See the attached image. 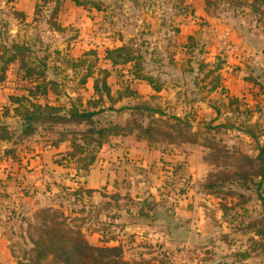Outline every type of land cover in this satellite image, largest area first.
<instances>
[{
    "label": "rangeland",
    "instance_id": "rangeland-1",
    "mask_svg": "<svg viewBox=\"0 0 264 264\" xmlns=\"http://www.w3.org/2000/svg\"><path fill=\"white\" fill-rule=\"evenodd\" d=\"M90 1L99 9L0 0V113L10 96L37 86L46 90L41 103L84 106L108 68L103 52L125 43L162 89L132 81L126 66L110 68L107 83L120 99L94 120L146 126L152 108L161 112L160 131H151L150 145L136 132L111 137L86 172L61 141L82 144L84 126L41 124L24 138L21 121L2 115L0 227L12 264L28 261L43 209L61 212L88 243L119 247L130 264H264V233L256 234L264 228V179L252 178L250 162L264 150V14L249 0ZM57 4L60 30L48 21ZM15 44L28 66H45L40 76L22 80L19 60L1 70ZM174 117L198 134L196 143L173 138L166 124Z\"/></svg>",
    "mask_w": 264,
    "mask_h": 264
},
{
    "label": "trees",
    "instance_id": "trees-1",
    "mask_svg": "<svg viewBox=\"0 0 264 264\" xmlns=\"http://www.w3.org/2000/svg\"><path fill=\"white\" fill-rule=\"evenodd\" d=\"M44 2L48 0H43ZM59 0H57L58 2ZM76 6L83 7L87 3L91 4L95 9L99 6L93 4L90 0H70ZM247 1V0H243ZM253 11L258 15H263L264 10L260 7L264 6V0H249ZM59 4L54 7L52 14L49 16L48 21L60 30V26L52 20L57 13ZM254 12V13H255ZM23 17V13L18 12ZM262 17V16H261ZM26 49L17 44L12 46V49L6 51L7 56L2 59L1 70L5 69L7 63L19 60V68L23 71L22 80L31 78L34 75L40 76L42 70L30 67L26 64L24 54ZM103 55L104 61L107 63L108 68H101L99 78H95L93 82V94L96 98L88 99L83 106L82 102L77 99L75 102L69 104L68 107L51 105L44 101H39V94L45 97L46 90L39 89L35 92L32 88L28 89L27 95L10 96L9 105L3 108L0 117L9 116L11 114L21 121L20 135L24 138L33 136L37 130V126L53 125V124H78L85 127L84 133L81 134L80 140L82 144H78L76 140L68 139L67 137L61 139L70 143L71 151L69 152L70 158H76V162H84L81 165V170L88 171L95 160V154L104 144L108 142L111 137H119L123 135H132L136 132L138 140H144L148 145L153 141V134L151 131H160L157 122L158 115L161 112L157 109L147 108L150 115L148 124L143 126L140 122H127L125 125H116L111 123L101 124L94 120V117L104 110H113L112 104L120 99L117 95L114 98L110 85L107 83L111 71L110 68L115 67H128L131 69V80L134 82H146L147 85L155 92H160L162 87L157 85L154 78L143 72V61L141 55L135 49L123 43L119 46L106 49ZM6 55V54H5ZM91 76L90 71L84 74L81 82ZM214 85L212 89L217 88ZM128 90V89H125ZM130 90V94L134 93ZM121 95V92H117ZM129 96V95H124ZM44 99V98H43ZM109 102L108 108L104 107V103ZM124 107L120 108L123 109ZM10 115V116H11ZM9 116V117H10ZM11 116V117H12ZM175 122L166 124L168 128L173 130V138L179 142H190L194 144L198 140V134L191 131L189 126L178 117L173 118ZM5 129V128H3ZM244 133L252 137L249 132ZM11 151H4L8 155ZM254 164V170L251 173L252 178L259 177L264 179V150L259 149L257 154L250 159ZM260 181V183H261ZM259 183V185H260ZM42 225L37 228L39 233L38 241L31 249V255L28 261L18 260L16 264H130L123 260L121 249L117 246H96L88 243L80 230L71 228L66 225L63 214L51 209H43L41 211ZM254 226V223L250 224ZM264 228L257 230L256 234H263Z\"/></svg>",
    "mask_w": 264,
    "mask_h": 264
},
{
    "label": "crops",
    "instance_id": "crops-1",
    "mask_svg": "<svg viewBox=\"0 0 264 264\" xmlns=\"http://www.w3.org/2000/svg\"><path fill=\"white\" fill-rule=\"evenodd\" d=\"M8 243L9 242L7 241L6 236L3 237V230L0 227V263L2 264H8V263L12 264L13 263L11 254L8 249Z\"/></svg>",
    "mask_w": 264,
    "mask_h": 264
},
{
    "label": "built area",
    "instance_id": "built-area-1",
    "mask_svg": "<svg viewBox=\"0 0 264 264\" xmlns=\"http://www.w3.org/2000/svg\"><path fill=\"white\" fill-rule=\"evenodd\" d=\"M221 42L223 44L224 47L229 48V37L228 34L225 32L221 35Z\"/></svg>",
    "mask_w": 264,
    "mask_h": 264
}]
</instances>
